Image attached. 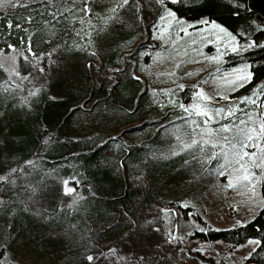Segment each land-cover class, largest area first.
<instances>
[{"label": "trees", "instance_id": "obj_1", "mask_svg": "<svg viewBox=\"0 0 264 264\" xmlns=\"http://www.w3.org/2000/svg\"><path fill=\"white\" fill-rule=\"evenodd\" d=\"M108 2L94 0L90 5L93 15L84 17L83 24L73 17L48 24L51 17L38 15L34 9L39 5L35 3L29 7L7 3L0 6V53L22 54L21 77L49 73L57 54L69 60L68 70L56 84L61 95L56 99L34 97L14 119L17 164L39 160L49 172L68 179L74 194L83 198L77 212L80 223L84 226L100 220L107 238L123 232L124 225L116 217L132 212L139 200L174 209L184 222L193 221L195 230L188 235L189 240H225L241 245L259 239L261 244L250 261L264 264V207L244 226L217 230L191 205L196 197L193 183L187 181L210 165L193 159V155L203 159L200 152L170 153L179 144L178 136L190 138L191 129L179 126L188 120L179 105L190 104L197 89L189 87L169 99H156L144 86L141 73L128 69L127 60L140 57L148 47L147 42H141L143 33L138 29L118 33L111 30L104 36V21L96 14ZM157 8V15L163 16L171 9L178 19L216 23L236 37L239 50L226 56L224 67L247 64L253 77L233 97L250 95L264 85V48L243 47L246 42L264 44V0H185L182 4L158 3ZM29 17L34 19L28 22ZM151 58L145 56L144 62L148 64ZM6 79L0 67V83ZM45 140L49 142L45 144ZM3 156L0 148V172L5 168ZM261 193L264 200V181ZM50 197L60 203L61 186L57 190L54 187ZM13 209L17 212L11 217ZM19 215L18 204H10L0 223L11 243L49 249L51 256L67 252L62 250L64 246L52 243L55 238L46 234L33 214H28L25 221ZM81 259L82 252L75 251L63 262ZM0 264L20 263L8 262L0 245Z\"/></svg>", "mask_w": 264, "mask_h": 264}, {"label": "rangeland", "instance_id": "obj_2", "mask_svg": "<svg viewBox=\"0 0 264 264\" xmlns=\"http://www.w3.org/2000/svg\"><path fill=\"white\" fill-rule=\"evenodd\" d=\"M122 0H110L96 14L104 21V36L111 30L118 32L138 29L143 33L142 41L148 46L140 57L128 59V69L141 73L144 86L150 89L157 99H169L175 92L189 87L199 86L213 97L228 96L235 103L244 97L260 93L264 85L259 86L252 94L238 98L233 97L241 86L240 79L250 71L243 64L225 69L226 56L239 49L237 40L220 32L216 23L189 22L184 19L182 24L164 14V19L157 15V0H130L128 5L119 7ZM116 11L112 12L111 9ZM176 19H178L176 17ZM220 27H223L219 25ZM224 28V27H223ZM226 29V28H225ZM227 30V29H226ZM227 32H229L227 30ZM187 33V34H186ZM230 33V32H229ZM134 49L130 50V53ZM22 54L11 51L0 53V65L7 75L6 82L0 83V107L3 115L0 120V148L4 152L5 168L0 176L8 177L0 181V223L10 204H18L19 219L33 214L36 222L46 229L47 235L53 236L52 243L60 244L63 251L53 255L49 249L31 247L29 243H11V237L2 233L0 227V245L6 252L8 262L20 264H259L250 261L249 253L258 248L256 245H235L225 240L205 242L199 239L189 240L188 235L195 230L194 222H184L181 215L174 209L160 204L136 202L132 212L116 217L124 225L123 232L107 238L103 234L100 220H91L82 225L77 216L83 198L74 192H67L65 178L59 173H51L39 160L28 161L20 166L16 162L18 152L15 145L16 128L14 119L22 114L34 97L56 99L57 82L69 68V60L61 54L55 55L54 64L49 73H41L33 77H21L19 60ZM145 56H152L149 63L144 62ZM217 58V59H212ZM249 66V65H248ZM127 68V66H126ZM191 73V75H188ZM206 83H202L205 82ZM233 82H236L235 84ZM183 85V89L180 88ZM6 89V90H5ZM197 89V88H196ZM38 90V91H37ZM198 90V89H197ZM35 92V95H29ZM186 107L198 103L195 96ZM227 102L220 99L214 106H224ZM240 107H245L241 104ZM6 110V111H5ZM184 111V109H183ZM185 112V111H184ZM6 114V117H5ZM186 122L179 126L189 127V121L200 117L188 116ZM7 119V120H6ZM184 123V125H182ZM190 139V138H189ZM187 140V139H184ZM180 142L176 148L180 151ZM192 154L197 152L188 151ZM213 161V165H215ZM209 165V164H208ZM17 169L16 172H12ZM208 170V171H206ZM231 177L228 172L221 176L212 166L202 167L187 182L193 183L194 198L192 206L204 219L217 230H229L244 226L255 219L264 207L261 193L262 182L257 184L255 193L250 187L238 185L229 187ZM15 181L11 183L10 181ZM232 183H236L232 180ZM61 186L63 197L60 203L50 197L55 187ZM70 188V185H67ZM50 205H55L51 209ZM11 217L17 209L11 211ZM29 219V217H27ZM10 221V220H8ZM259 240V239H250ZM260 241V240H259ZM48 248H52L51 246ZM82 252L80 261L72 260L64 263L67 254ZM88 256L93 260L89 262Z\"/></svg>", "mask_w": 264, "mask_h": 264}, {"label": "snow or ice", "instance_id": "obj_3", "mask_svg": "<svg viewBox=\"0 0 264 264\" xmlns=\"http://www.w3.org/2000/svg\"><path fill=\"white\" fill-rule=\"evenodd\" d=\"M184 2L185 0H157V3L161 5L165 3L182 4ZM5 3L12 6L21 4L24 7H29L33 3L38 4L39 7L34 11L40 16H50L51 20L46 22L48 24L60 23L62 19L67 20L69 17L77 18L78 22L83 24L86 22L84 17L93 15L90 5L94 3V0H28L26 4L22 3V0H0V6ZM129 3L130 0H122V3L118 6L123 7ZM111 11L115 12L116 9L113 8ZM166 14L176 20L177 24L183 23V21L176 19V13L173 10L168 9ZM235 14L238 15L239 13ZM32 19L34 17H29L28 22H31ZM163 19L164 16H161V20ZM202 23H207V21H202ZM11 26L9 24V27ZM16 27H20V25L17 24ZM214 27L229 35L233 41L236 40V37L227 32L225 28L219 25H214ZM79 34L78 32L77 35ZM243 47L245 50L254 47L264 48V44L246 42ZM234 50L238 51L239 49ZM2 66L0 65V67ZM249 67L245 65V69ZM188 75H191V73ZM252 77L253 73L246 71V74L240 79L241 86L245 82H250ZM202 83H206V81ZM183 87V85H180L181 89ZM194 87L198 89L194 93L198 103L190 108L183 104L179 106L188 113L189 117L195 115L200 119L199 121L195 119L189 121L190 125H193L190 139L184 140L179 136L177 137L181 145L180 151L194 150L202 153L203 159L195 155H193V159L197 160L198 163L206 161L212 166V169L217 171L218 175L223 176L225 172H228L231 177L229 187L243 185L250 187L254 194L257 184L264 181V96L256 94L233 103L228 96L213 97L206 94L199 86ZM260 93H264V88L260 89ZM35 94V92L29 93V95ZM220 99L227 103L224 106H214L218 104ZM241 104L245 107H240ZM0 115H3V113H0ZM48 142V140H45V144ZM179 154L176 150L170 153V155ZM213 161L216 162L215 165H213ZM184 163L188 164L189 161L185 160ZM16 171L17 169L12 170V172ZM7 179L6 176H0V181ZM232 180H235L236 183H232ZM10 182L15 183L14 180ZM64 184L67 192L75 191L74 188L67 187L69 180H65ZM4 203L0 200V205ZM248 244L260 246L261 242L259 240H249ZM253 252H255V248ZM252 254L249 253V256L245 259L251 257ZM87 260L91 262L93 257L88 256Z\"/></svg>", "mask_w": 264, "mask_h": 264}]
</instances>
